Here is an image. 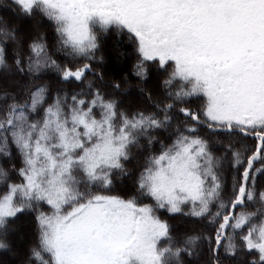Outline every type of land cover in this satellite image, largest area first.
<instances>
[{
    "label": "snow or ice",
    "instance_id": "snow-or-ice-1",
    "mask_svg": "<svg viewBox=\"0 0 264 264\" xmlns=\"http://www.w3.org/2000/svg\"><path fill=\"white\" fill-rule=\"evenodd\" d=\"M2 9L0 249L18 264H264V0ZM110 35L134 84L98 67Z\"/></svg>",
    "mask_w": 264,
    "mask_h": 264
},
{
    "label": "trees",
    "instance_id": "trees-1",
    "mask_svg": "<svg viewBox=\"0 0 264 264\" xmlns=\"http://www.w3.org/2000/svg\"><path fill=\"white\" fill-rule=\"evenodd\" d=\"M10 4V0H0V11H3L2 6ZM8 15H11L10 13H6ZM30 24V21L24 20L23 23L21 24V27L26 31L28 26ZM113 40L114 37L111 35L107 38L104 44V49L102 52H98L97 55H103L104 56V61L98 65L99 69L103 72L106 73V76H112L113 74L117 75H123L125 73L129 74L130 80L134 84L136 81V77L132 75V66L135 63V57L132 55H119L118 52H129L130 49L127 45H123L119 50L114 49L113 45ZM49 42L52 43V37L51 33L49 34ZM150 65L149 67V76L147 78V84L149 86H152L153 84L157 83L158 79H162V75H158L156 68L154 65L151 64V62H148ZM2 71V70H0ZM43 81H50L51 85L53 88L57 87L56 83V76L54 72H48L45 76L42 78ZM66 88H75V84H67L64 85ZM124 99L127 101L128 99H131L133 102H138L139 97L138 93L135 88H132L129 90V95L125 96ZM198 103V101H197ZM135 152L136 150L133 149ZM128 167H132V164H129ZM261 182H264V177L259 178ZM129 182L128 181H123V185H127ZM126 188L122 186V183L120 180H117L115 182V192L114 194H120L123 191H125ZM165 218H169V216L166 214ZM178 221H182V223H177ZM170 222L173 223L174 225H177V230L179 228L183 227L184 224H191L192 221L189 220L188 218H182L178 214H172V218L170 219ZM20 224L21 231L25 233V240L22 243H19L18 240L16 239V236L18 233H14L10 240L13 246V249H21L23 250L26 248L27 243L30 239V236L28 235V227L27 224L25 223V218L21 217V221L18 222ZM17 242L18 247L16 248V245L14 243ZM13 253V251H9L6 249H0V261L3 259H7L5 256L6 253ZM14 262H10V264H18V261L21 259L20 256L18 255H13ZM225 264H232L231 259L226 258L225 259Z\"/></svg>",
    "mask_w": 264,
    "mask_h": 264
},
{
    "label": "rangeland",
    "instance_id": "rangeland-1",
    "mask_svg": "<svg viewBox=\"0 0 264 264\" xmlns=\"http://www.w3.org/2000/svg\"><path fill=\"white\" fill-rule=\"evenodd\" d=\"M18 235H19V234H17V236H18ZM17 236H16V239H17ZM17 240H18V239H17ZM24 240H25V237H24L23 241H24ZM23 241L18 240L19 243H22ZM14 245H16V248L18 247L17 242H15ZM13 255H14V254H13V253H10V252H9V253H6L5 256L7 257V259H5V260L2 259V260L0 261V264H10V262H14Z\"/></svg>",
    "mask_w": 264,
    "mask_h": 264
}]
</instances>
